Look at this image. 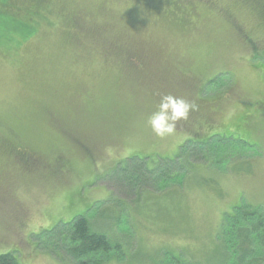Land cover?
<instances>
[{
    "label": "rangeland",
    "instance_id": "1",
    "mask_svg": "<svg viewBox=\"0 0 264 264\" xmlns=\"http://www.w3.org/2000/svg\"><path fill=\"white\" fill-rule=\"evenodd\" d=\"M169 94L196 110L160 138ZM235 207L264 210V0H0V254L74 264L49 231L85 214L99 264H224Z\"/></svg>",
    "mask_w": 264,
    "mask_h": 264
},
{
    "label": "trees",
    "instance_id": "2",
    "mask_svg": "<svg viewBox=\"0 0 264 264\" xmlns=\"http://www.w3.org/2000/svg\"><path fill=\"white\" fill-rule=\"evenodd\" d=\"M181 156L182 152L179 151L177 159L162 160L159 170H162L163 167L164 169L161 173L167 171L170 166L172 167L176 160L180 161ZM135 160L138 163V168L134 167L136 169L133 170L137 174L136 177L140 179L143 175L142 172L150 175L154 173L155 170L147 169L142 160L134 158ZM131 186L133 187V185ZM245 208L247 207H235L236 214L226 216V219H224L223 229L227 232V238L224 240L226 254L224 264H228L230 258L233 259L232 262L235 264H257V256L262 253H258L255 244L259 242L264 246V210L249 207L245 211ZM59 224L55 225L49 233L56 238L57 242L54 246L57 247V243H61L74 264H99L100 260L95 259L97 256L107 257L117 247L107 237V234L91 229L90 221L85 214L75 216L70 222ZM232 254L235 255L234 258L230 256ZM0 264L19 263L12 253H3L0 254Z\"/></svg>",
    "mask_w": 264,
    "mask_h": 264
},
{
    "label": "clouds",
    "instance_id": "3",
    "mask_svg": "<svg viewBox=\"0 0 264 264\" xmlns=\"http://www.w3.org/2000/svg\"><path fill=\"white\" fill-rule=\"evenodd\" d=\"M196 110L195 103L173 96H162L158 108L148 117V125L157 137L164 138L174 134L177 123L187 120L190 112Z\"/></svg>",
    "mask_w": 264,
    "mask_h": 264
}]
</instances>
